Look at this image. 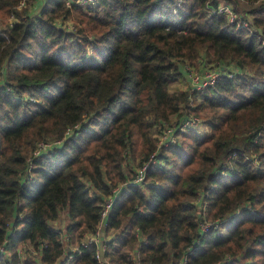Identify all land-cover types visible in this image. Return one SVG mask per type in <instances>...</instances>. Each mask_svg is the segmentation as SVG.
Wrapping results in <instances>:
<instances>
[{"label":"trees","instance_id":"trees-1","mask_svg":"<svg viewBox=\"0 0 264 264\" xmlns=\"http://www.w3.org/2000/svg\"><path fill=\"white\" fill-rule=\"evenodd\" d=\"M32 1L0 0L10 264H96L93 249L70 260L69 248L82 249L120 186L105 220L110 264H264V0H45L30 15ZM219 2L250 29L208 15ZM197 62L215 65V82L170 91ZM192 117L206 135L189 128L157 147L163 127ZM41 143L51 147L35 156Z\"/></svg>","mask_w":264,"mask_h":264},{"label":"built area","instance_id":"built-area-1","mask_svg":"<svg viewBox=\"0 0 264 264\" xmlns=\"http://www.w3.org/2000/svg\"><path fill=\"white\" fill-rule=\"evenodd\" d=\"M45 1V0H44ZM66 5H93L95 3V0H66ZM25 7V2L22 1L18 5V8ZM206 12L208 15L216 14V15H222L225 16L226 19L230 22L235 24L238 28H243L246 30L250 29L248 19L245 20L243 16L236 13L234 8L230 6L227 3L219 2L216 7H213L212 5H208L206 7ZM70 25V24H69ZM64 28V25L62 26ZM69 28V27H67ZM191 68V67H190ZM190 68H186V74L188 76L189 81H191V87L190 90L192 91H201L205 87L212 85L215 80L218 78L219 72L217 69H207L205 67L204 70H202L199 75L193 73V71ZM199 125H201V121L196 118H188V119H182L179 123V126H170L166 125L163 127L159 134L157 135V147L160 148L162 146H168L173 145L177 142V137L179 132H183L186 129L189 128H196ZM71 133V130H68L66 132V136H68ZM59 143V141H56L55 144ZM51 147L50 143H41L39 144L37 150L34 152V155L37 156L43 151H47ZM156 162L155 159V153L151 154L148 160L143 164L142 167L137 168L134 177L132 179V183L134 184H141L144 182V176L146 168L150 165ZM122 186L114 189L112 194L105 199L102 205V210L100 213V222L97 226V229L95 232L91 234H87L82 239V249L78 245H71L70 246V252L68 254V259L72 260L73 253L80 250H87L91 251L93 249V257L96 261V264H110L108 259L104 257V253L107 251V245L104 241V230H105V220L106 217L111 210L115 197L119 193ZM204 231H207V225L202 226ZM103 238V239H102ZM106 238V236H105ZM31 250V247H28ZM22 249L25 251V247L20 248L18 250V253L20 254ZM22 251V252H23ZM32 251V250H31ZM10 252L7 251L4 247V245H0V259L3 261V258L5 260V264H10L9 260Z\"/></svg>","mask_w":264,"mask_h":264},{"label":"rangeland","instance_id":"rangeland-1","mask_svg":"<svg viewBox=\"0 0 264 264\" xmlns=\"http://www.w3.org/2000/svg\"><path fill=\"white\" fill-rule=\"evenodd\" d=\"M45 1L44 0H33L30 4H31V7H29V10H30V12H29V14L30 15H34V14H36V13H38L39 12V10L42 8V5H43V3H44ZM241 15V14H240ZM10 22L12 21V20H9ZM58 23V22H57ZM70 24V25H69ZM64 25V28H67V27H69V28H71V26H72V23H71V21L70 20H67V21H65V22H63L62 23V26ZM202 56H201V58L203 59V56H204V52H201L200 53ZM200 61H201V59H200ZM207 62H209L208 60H207ZM207 64H210V63H207ZM211 65V66H210ZM210 65H208V66H205L204 65V63H199V62H197L196 63V65L194 66V67H191L190 68V65H186V64H184L183 66H184V75L183 76H181V78H178V79H175L170 85H169V90L170 91H179V90H189V88L191 87V81H189V79H188V76H187V74H186V68H190L192 71H193V73H195V74H198L199 75V73L202 71V70H204L205 69V67H207V69H215V68H213L215 65L212 63V64H210ZM196 130H197V132L198 133H200L202 136H204V135H206L207 133H208V128L205 126V125H203V124H201V125H199L198 127H196ZM177 141H178V139H180V137L178 136L177 138ZM137 169V168H136ZM105 237V236H104ZM21 248V247H20ZM24 249H22V251H23ZM21 251V261H25V259L27 258V253H26V251H23L22 252Z\"/></svg>","mask_w":264,"mask_h":264}]
</instances>
